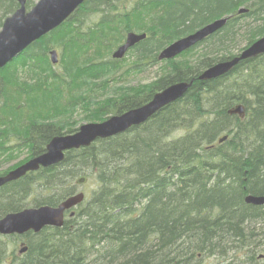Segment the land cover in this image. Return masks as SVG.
<instances>
[{"label":"trees","instance_id":"16d2710c","mask_svg":"<svg viewBox=\"0 0 264 264\" xmlns=\"http://www.w3.org/2000/svg\"><path fill=\"white\" fill-rule=\"evenodd\" d=\"M34 2L27 0L26 9ZM241 6L248 12L236 15ZM17 8L13 0H0V28ZM226 15L232 17L223 29L181 60L167 62L154 81L121 88L102 101L103 108L83 110L88 122L139 107L156 92L195 79L264 36V0H85L61 26L0 70L4 137L14 136L10 132L21 121L19 126L34 139L31 158L66 129L51 121L24 120L38 114L37 109L65 113L61 93L51 83L60 80L51 74L49 46L60 53L67 84L75 88L85 79L90 95L99 87L98 78L108 71L114 75L118 65L102 56L127 31L147 34L132 51L133 66L152 65L169 42ZM241 42L244 47L238 46ZM24 72L34 83L18 82ZM110 80H104V88ZM12 87L16 91L11 93ZM18 89L34 92L35 101L10 112L6 105L17 103ZM39 99L44 102L37 108ZM238 104L245 110L243 120L227 114ZM21 110L28 113L15 114ZM224 135L228 139L217 144ZM79 176L86 180L89 195L75 210L78 220L68 222L63 232L46 229L28 238V251L21 258H3L0 249V264H87V258L96 264H264V207L243 201L247 193L264 196V55L210 82L194 81L183 98L143 125L67 152L59 165L7 185L0 191V216L28 201L56 204L74 191ZM36 191L43 194L29 195ZM12 193L25 201L13 202Z\"/></svg>","mask_w":264,"mask_h":264},{"label":"water","instance_id":"95a60500","mask_svg":"<svg viewBox=\"0 0 264 264\" xmlns=\"http://www.w3.org/2000/svg\"><path fill=\"white\" fill-rule=\"evenodd\" d=\"M13 1L18 4V8L10 16L5 18L0 28V69L10 63L41 37L58 28L84 2V0H38L27 11L25 8L26 0ZM239 12L243 13L244 10H240ZM225 23L226 19L215 21L193 35L175 42L159 54L158 60L176 57L221 29ZM143 38L144 35L135 36L128 34L126 43L117 49L113 54V58H122L128 48ZM262 54H264V38L252 44L238 57L219 63L208 69L198 80L210 81L218 78L229 72L240 61ZM50 57L52 64L58 62L55 51L51 52ZM191 83L173 85L161 93L154 95L152 100L145 106L128 111L121 116L112 117L104 124H86L81 126L74 135L56 136L48 143L45 152L41 156L30 159L10 172L7 176L0 178V186L16 180L28 172L61 163L64 158L63 152L65 151L77 149L80 146L88 147L96 139H105L112 135H118L131 127L143 124L164 106L181 98ZM231 112L243 117V109L241 106L236 107ZM82 198V195L69 198L60 204L57 209L42 207L38 210H25L18 214L7 215L0 222V234H22L29 230L38 232L47 225L59 227L62 224V213L80 204ZM245 202L254 206H264V197L247 196Z\"/></svg>","mask_w":264,"mask_h":264},{"label":"bare ground","instance_id":"6f19581e","mask_svg":"<svg viewBox=\"0 0 264 264\" xmlns=\"http://www.w3.org/2000/svg\"><path fill=\"white\" fill-rule=\"evenodd\" d=\"M84 2H85V0H84ZM83 2V3H84ZM82 3V4H83ZM81 4V5H82ZM80 5V6H81ZM80 6H78V8L80 7ZM25 7H26V4H25ZM77 8V9H78ZM31 9V8H30ZM30 9H27V11H29ZM76 9V10H77ZM75 10V11H76ZM240 10H244V12L243 13H240L239 11ZM74 11V12H75ZM73 12V13H74ZM248 12V9L245 7V6H241V7H239L237 10H236V12H235V14L236 15H244V14H246ZM72 13V14H73ZM232 17V15H226V16H223V17H221V18H219V19H215V20H213V21H211V22H209V23H207V24H205L204 26H202V27H200V28H198V29H196L195 31H193V32H191V33H189V34H187V35H185V36H182V37H179V38H177V39H174V40H172L171 42H169L168 43V45H166L162 50H160L159 52H158V54H157V56H156V62H157V64L158 63H163V62H170V61H178V60H181L180 59V56H182L184 53H186V52H188V51H190V50H192L193 48H195L196 46H198L199 44H201V43H203L206 39H208L210 36H212V35H214V34H216L217 32H219L221 29H223L224 28V26L227 24V22H228V20L230 19ZM221 19H226V23H225V25L221 28V29H219L218 31H216L215 33H213L212 35H210V36H208L206 39H204L202 42H200V43H198V44H196L195 46H193L192 48H190V49H188V50H186V51H184V52H182L181 54H179V55H177L176 57H174V58H172V59H163V60H158V56H159V54L163 51V50H165L166 48H168L169 46H171L172 44H174L175 42H177V41H179V40H182V39H184V38H186V37H188V36H190V35H193L194 33H196L197 31H199V30H201L202 28H204L205 26H207V25H210V24H212L213 22H215V21H218V20H221ZM128 34H133V35H135V36H142V35H144V38L142 39V40H140L139 42H137V43H135L132 47H130V48H128L127 49V51L124 53V55H123V57L122 58H120V59H115V58H113V54L117 51V49L118 48H120L121 46H123L125 43H126V40H127V36H128ZM262 38H264V36H262V37H259V38H257L254 42H252L250 45H248V46H246V47H244L242 50H240V51H236L234 54V56H232L231 58H229V59H226V60H224V61H220V62H217V63H215V64H213V65H211L210 67H208V68H206V69H204L203 71H201L200 72V74H198V76L195 78V79H191V80H189L188 82L187 81H184V82H177V83H173V84H171V85H169V86H167L166 88H164L163 90H160V91H158V92H156L155 94H153L152 95V97L150 98V100L148 101V102H146L145 104H143V105H141V106H139V107H136V108H133V109H130V110H127V111H125V112H123L122 114H119V115H108L107 117H105V119L104 120H102L101 122H88V123H86V124H104V123H106L107 121H109V119L110 118H112V117H117V116H121V115H123V114H125V113H127L128 111H131V110H135V109H138V108H141L142 106H145L146 104H148L151 100H152V98H153V96L154 95H156V94H158V93H161L162 91H164V90H166L167 88H169V87H171V86H173V85H177V84H181V83H186V84H189L190 82H192L191 83V85L189 86V88L193 85V83H194V81H197V82H201V83H204V82H210V81H212V80H215V79H218V78H220V77H223V76H225V75H227L228 73H230L237 65H239L241 62H246V61H251V60H254V59H256V58H258V57H260V56H263L264 54H262V55H259V56H256V57H254V58H250V59H247V60H243V61H240L235 67H233L229 72H227L226 74H224V75H222V76H220V77H218V78H215V79H212V80H210V81H199L198 80V78L205 72V71H207L208 69H210V68H212V67H214V66H216L217 64H219V63H223V62H226V61H230V60H232L233 58H235V57H238L244 50H246V49H248L252 44H254L255 42H257L258 40H260V39H262ZM145 39H147V34L145 33V32H138V31H127L126 33H124V35H123V38H122V41L118 44V45H116L111 51H110V53L107 55V56H102V57H104V58H102L104 61H113V62H115L116 64L115 65H121V63L122 62H124L125 61V59L127 58V57H129V55H133L132 54V51L134 50V48L139 44V43H141V42H143ZM47 50V52H46V56L49 58V59H51V52L52 51H55L56 52V54L60 57V53H59V51L55 48V47H51V46H49L48 48H46ZM96 64H99V63H96ZM157 64H152V65H157ZM150 64H145V65H139V66H134L133 68H138V67H144V68H147L148 66H149ZM60 67V74L58 75V74H56L55 72H54V70H52L51 71V74H53V75H55V77H58L59 78V80L60 81H58L57 83H58V86H59V88L62 90V89H64L65 90V93L68 95V97H73L72 99H70L69 100V102H68V104H69V107H73V105H77L78 103L80 104L81 103V101H83V100H85V98L83 97V96H87L88 95V92H87V90L85 89V88H82L81 89V94L83 95V96H78V97H76L79 93H80V85H77L75 88H72L71 86H69V84H67V82H68V80H67V76H66V74H65V71H64V69H63V67L60 65L59 66ZM163 67V66H162ZM117 67H115L114 68V75H111L110 77H111V80L109 81V83L110 82H115V83H118L117 82V80H119V78H116L117 77ZM86 71H88V69H86ZM101 72L102 71H99V72H97L99 75L101 74ZM63 74H64V76H63ZM121 77V76H120ZM66 78V79H65ZM154 81V80H153ZM109 85V84H108ZM82 86V85H81ZM98 88V87H97ZM189 88L187 89V91L189 90ZM9 90H11V93L12 92H15L16 91V88H10ZM187 91L184 93V95L187 93ZM183 95V96H184ZM35 96H36V94L34 93V92H32V91H30V90H27V89H18V96H17V103H14L13 102V104H11V103H8L7 105H6V107H7V109L10 111V112H14L15 110H17L18 109V107L20 106V104H23L22 105V109L23 108H25L26 107V105L25 104H28V102H30L31 100H34L35 101ZM183 96L181 97V98H183ZM181 98H179V99H177L176 101H178V100H180ZM13 99V97L11 96L10 98H9V100H12ZM176 101H174V102H172V103H170V104H173V103H175ZM43 99H39L37 102H36V104H37V108H38V106L40 105H42L43 104ZM60 102V101H59ZM74 103V104H73ZM60 104V103H59ZM170 104H168V105H170ZM168 105H166V106H164L162 109H164L165 107H167ZM238 106H241L242 107V109H243V117H240V115H238V114H233L231 111L232 110H234L236 107H238ZM87 107L86 106H82L81 107V109L82 110H85ZM100 109V108H103V102H101V101H96L95 103H94V101H92L90 104H89V109H90V111H94L95 109ZM162 109H160L158 112H156L151 118H153L157 113H159ZM40 110H42V109H37V111H38V114H42V115H44V116H46V117H49V115L48 114H53L54 113V111L53 110H50V111H40ZM45 112H47L48 114H45ZM24 114V113H28V111H24V110H21V111H16L15 112V114H17V115H19V114ZM227 114L229 115V116H233V115H235V116H237L240 120H243L244 118H245V110H244V107H243V105H241V104H238V105H235L234 107H232V109H230V110H228V112H227ZM151 118H149L147 121H149ZM146 121V122H147ZM27 123L28 122H30V120H27L26 121ZM146 122H144V123H146ZM23 123H25V121L23 122ZM143 123V124H144ZM55 124V123H54ZM86 124H84V125H86ZM143 124H141V125H143ZM141 125H138V126H134V127H131L130 129H132V128H135V127H139V126H141ZM59 128H61L59 125H57ZM81 126H83V125H81ZM80 126V127H81ZM79 127V128H80ZM79 128H77L76 130H72V129H70V128H66L64 131H63V133H61L62 135H74L77 131H78V129ZM69 129V130H68ZM130 129H128L127 131H125V132H123V133H120V134H118V135H121V134H124V133H126V132H128ZM26 135L28 136V137H26V138H29V140H30V142L32 143L33 141H34V139H32V135H30V133L28 132V131H26ZM61 135V136H62ZM117 134L116 135H112V136H109V137H107V138H105V139H96L95 141H93L88 147H84V146H80V147H78L77 149H72V150H69V151H65V152H63V155L65 156V153H67V152H70V151H80V150H84V149H87V148H89L91 145H93L94 143H96L97 141H100V140H106V139H110V138H114V137H116V136H118ZM57 136H59V135H57ZM229 136V135H228ZM228 136L227 135H224V136H221V137H218L217 138V144H223L227 139H228ZM233 136V134L232 135H230L229 137H232ZM53 138H55V137H52L50 140H49V142L53 139ZM48 145V143L45 145V147ZM19 153V150H11V154H12V156L14 157L15 155H17ZM43 154V153H42ZM42 154H40V155H35V156H33L32 158H37V157H39V156H41ZM63 160H64V158H63ZM62 160V161H63ZM62 163V162H61ZM60 164V163H59ZM59 164H57V165H59ZM57 165H54V166H50V167H48V168H40V169H38V170H36V171H33V172H28V173H26L24 176H22V177H20V178H18V179H16V180H13V181H10V182H7V183H5V184H3L2 186H0V191L1 190H3L7 185H9V184H12V183H16V182H18V181H20V180H22L23 178H25L26 176H29V175H36L41 169H43V170H45V169H51V168H53V167H55V166H57ZM14 169H13V167H9V168H7V169H5V170H0V178H3V177H5V176H7L10 172H12ZM160 177H162V175L160 176ZM74 187H75V189H74V191L72 192V193H70L69 195H67V196H65V197H63V198H61L60 200H58V202L56 203V204H54V205H47V204H42V205H34L31 201H28V202H26V204L25 205H23V207H21L20 209H18V210H15V211H8V212H6L7 210H5L3 213L4 214H2L1 216H0V222L7 216V215H10V214H18V213H21V212H23V211H25V210H38V209H40V208H42V207H49V208H54V209H57L58 208V206L60 205V204H62L64 201H66L67 199H69V198H72V197H75V196H78V195H82V201H81V203H80V205L82 206V204H85L86 202H87V200H88V191H87V182H86V180L84 179V178H82V177H78V178H76V181L74 182ZM53 191H55L56 193H63V190L62 189H57V187H54L53 188ZM43 193L42 192H39V191H36V192H32V193H30L29 195H32V196H34V197H37V196H39V195H42ZM10 196V199L13 201V202H17V203H20V202H24L25 201V199H24V196H21V194H16V193H12L11 195H9ZM247 196H252V197H264V196H253V195H251V194H249V193H247V194H245V196H244V198H243V201H244V203L246 204V205H250V204H247L246 202H245V198L247 197ZM80 205H78L77 207H76V209H78V207L80 206ZM250 206H254V205H250ZM255 207H264V206H255ZM75 209V210H76ZM75 210H74V212H75ZM76 221V220H78V218H77V216L74 214V216H71L67 211H64L63 213H62V215H61V222H62V224L59 226V227H54V226H50V225H47V226H44L43 228H41L38 232H34L33 230H29V231H26V232H24V233H22V234H17V233H14V234H9V235H2V234H0V249L2 250V252H4L3 253V258H11L10 257V254L11 253H13L14 255H16L15 257H13V258H21L22 256H24L26 253H27V251H28V246H27V241H28V238H30V237H32V236H36V235H38V234H41L42 233V231H44V230H46V229H51V230H58V231H61V232H63V231H65L67 228H65L66 226H67V224H68V222H70V221ZM75 225H76V223H75ZM70 228H72V225H70ZM37 247H39V246H37ZM9 253V254H8ZM87 260V264H96V263H94L93 262V260L91 259V258H87L86 259ZM213 259H209V261H212Z\"/></svg>","mask_w":264,"mask_h":264},{"label":"rangeland","instance_id":"374dc122","mask_svg":"<svg viewBox=\"0 0 264 264\" xmlns=\"http://www.w3.org/2000/svg\"><path fill=\"white\" fill-rule=\"evenodd\" d=\"M38 0H35V2H37ZM245 45V43H240L238 46L239 47H243ZM236 51H234L235 53ZM59 57V56H58ZM136 63V58L134 55H129V57H127L125 59L124 62L121 63V65L119 64L117 66V77L119 78V80H117L118 83L115 82H110L109 85L104 88L103 87V82L105 79L110 80V76L112 75V71H108L109 73L105 76V77H101L98 78L97 83L99 84V87L97 89H94L91 93H89L90 95L87 96H83L81 94V89L85 88L87 90V83L85 79H80L78 80V83H80L82 86H80V93L76 96H83L85 98V100L81 101V103L75 105V107H69V100L72 99L71 97H68V95L65 93L64 89H60L58 86L57 82H51L53 87H56L59 92L61 93L60 98H59V103H60V109L62 111H65V113H61L60 111L58 113H53V115L49 116L50 119H45V120H39V114H32L31 116H33L32 118H25L24 120H32L37 122L42 123L44 122H53L57 125H59L62 129L63 128H70L72 130H76L77 128H79L81 125H84L86 123H88V119H87V112H84L81 107L86 106L89 107V104L94 101V103L96 101H104L106 98H111L114 97V94L117 93L118 90H120L121 88H127V87H137V86H144L147 85L148 83L152 82L153 80H155L156 78H158V76L161 75V68L162 66L166 65L167 62H163V63H158L157 65H149L147 68L144 67H138V68H133V64ZM60 66V64H59ZM58 65L55 66L52 70H54V72L56 74H60V67ZM51 70V71H52ZM21 76L20 80L18 81L19 83H34V81H30L28 79H26V73H21L19 74ZM64 76V74H63ZM121 76V77H120ZM66 79V78H65ZM51 87V88H53ZM54 89V88H53ZM55 91V90H53ZM47 118V117H46ZM35 119V120H34ZM21 122V121H20ZM20 122H18V126L15 128V131L10 132L11 134H15L17 136H19V140H22L23 138L28 137L26 134L27 129L23 127V125H21V127L19 126V124H21ZM69 130V129H68ZM0 132H2V136H0V142L4 141V133L6 132L4 128H0ZM5 142V141H4ZM11 152V151H9ZM29 157V153L28 150H26V148H22V150L19 151V153L17 155L10 156H4L3 158L0 159V170H5L9 167H13L16 168L24 163H26L27 161H29L31 158Z\"/></svg>","mask_w":264,"mask_h":264},{"label":"flooded vegetation","instance_id":"af4514ba","mask_svg":"<svg viewBox=\"0 0 264 264\" xmlns=\"http://www.w3.org/2000/svg\"><path fill=\"white\" fill-rule=\"evenodd\" d=\"M4 141L0 142V150L2 152H0V159L3 158L4 156L10 155L12 156L11 150H22V148H26V150L32 149V144L30 142V140H27L25 138H23L22 140H19V136H6L4 137ZM13 255V256H12ZM16 255H14L13 253L10 254V257L13 258Z\"/></svg>","mask_w":264,"mask_h":264}]
</instances>
